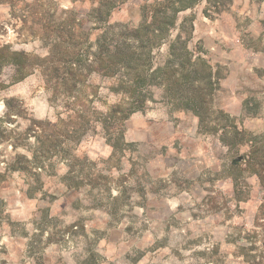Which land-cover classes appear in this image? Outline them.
I'll use <instances>...</instances> for the list:
<instances>
[{
    "label": "rangeland",
    "instance_id": "rangeland-1",
    "mask_svg": "<svg viewBox=\"0 0 264 264\" xmlns=\"http://www.w3.org/2000/svg\"><path fill=\"white\" fill-rule=\"evenodd\" d=\"M153 1L94 15L95 0H0V264H43L49 246L75 264L257 263L264 0H193L177 14L169 40L181 34L213 75L202 120L159 74L125 119L121 73L83 69L72 106L53 78L67 50L90 59L107 27L151 21ZM166 44L145 51L147 73L170 59Z\"/></svg>",
    "mask_w": 264,
    "mask_h": 264
},
{
    "label": "trees",
    "instance_id": "trees-1",
    "mask_svg": "<svg viewBox=\"0 0 264 264\" xmlns=\"http://www.w3.org/2000/svg\"><path fill=\"white\" fill-rule=\"evenodd\" d=\"M95 1L96 6L92 9V12H94V15H98L102 9L110 11L129 0ZM194 2L193 0H162L144 3L142 5L143 15L145 18L149 17L151 21L148 23L141 21L135 28L122 25L121 29H117V31L107 27L103 31L104 38L97 39L96 51L92 53L90 59L85 60L83 58L82 53L86 54L87 49L82 53L67 50L66 59L62 62L66 63L64 72L61 73L56 67L53 78L64 87L66 96L71 99L68 102L69 106L74 105L83 96L81 93H76L77 85L86 78L83 69L91 68L89 72L94 70L107 77H113L116 72H119L124 75L123 79L126 84L128 83L126 86L128 96L133 99L132 102L127 104L129 106L127 111L119 112L121 118L125 119L134 111L141 109L143 89L148 84V79L159 74L165 84V91H168L171 96L176 94L179 96L185 95L186 102L189 103L194 114L202 120V114L205 111L203 107L204 100L207 96L206 89L213 84L211 68L203 59L193 58V55L187 51V42L181 37V34H177L173 40H169L170 31L174 29L177 14L191 8ZM161 18L168 21V23L160 21ZM163 42L167 43L170 59L162 67L154 69L149 74L145 70L144 53L148 49L160 47ZM54 44L56 45V43ZM172 60L177 62L176 66L172 63ZM49 79L52 80V76ZM143 86L144 88H142ZM189 91H191V94ZM41 125V122L34 123V131L40 130L42 132L44 128ZM109 129L112 130V128ZM227 130L224 129L225 132ZM259 221L263 233L259 235L253 231L251 234L248 233L247 239L260 236L261 245L264 249V213ZM240 250L249 253L252 249L241 248ZM257 258L258 261L255 264H264V250Z\"/></svg>",
    "mask_w": 264,
    "mask_h": 264
},
{
    "label": "crops",
    "instance_id": "crops-1",
    "mask_svg": "<svg viewBox=\"0 0 264 264\" xmlns=\"http://www.w3.org/2000/svg\"><path fill=\"white\" fill-rule=\"evenodd\" d=\"M117 243V242H113ZM114 244V245H115ZM43 264H75L71 255L65 250L59 249L58 246H49L45 249ZM27 264H36L35 262H30Z\"/></svg>",
    "mask_w": 264,
    "mask_h": 264
}]
</instances>
